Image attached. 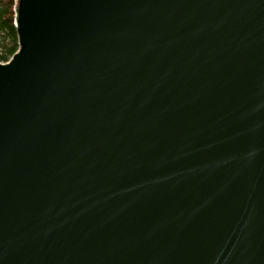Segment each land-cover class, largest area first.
Returning <instances> with one entry per match:
<instances>
[{
  "label": "water",
  "instance_id": "obj_1",
  "mask_svg": "<svg viewBox=\"0 0 264 264\" xmlns=\"http://www.w3.org/2000/svg\"><path fill=\"white\" fill-rule=\"evenodd\" d=\"M14 11L0 264H264V0Z\"/></svg>",
  "mask_w": 264,
  "mask_h": 264
},
{
  "label": "trees",
  "instance_id": "obj_2",
  "mask_svg": "<svg viewBox=\"0 0 264 264\" xmlns=\"http://www.w3.org/2000/svg\"><path fill=\"white\" fill-rule=\"evenodd\" d=\"M14 17V0H0V62L7 61L18 47Z\"/></svg>",
  "mask_w": 264,
  "mask_h": 264
}]
</instances>
